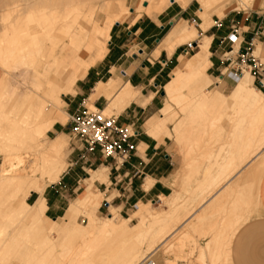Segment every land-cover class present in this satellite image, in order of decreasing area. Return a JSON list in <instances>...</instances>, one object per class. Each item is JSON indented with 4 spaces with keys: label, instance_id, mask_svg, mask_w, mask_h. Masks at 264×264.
<instances>
[{
    "label": "rangeland",
    "instance_id": "1",
    "mask_svg": "<svg viewBox=\"0 0 264 264\" xmlns=\"http://www.w3.org/2000/svg\"><path fill=\"white\" fill-rule=\"evenodd\" d=\"M14 1L15 0H0V37L3 36V32L5 31L4 29L9 24V20L6 21V19H5V15H6L5 13L8 10H10L11 5L12 6L13 5H17L18 1H19V3H21V2L23 3L22 0H18V1L16 0L17 3L15 2V4H12V2H14ZM120 1H118V0H110V2H111L110 3L111 4L110 7L114 8V10L116 12H118V15H122L123 14L124 16H123V18L121 20L116 21L111 26L108 34L103 33V34L99 35V37H98L99 44H100L99 46H94L91 51H87L86 49H80L79 52H78V49H76L72 44L69 43L67 37L64 39V41L57 48V53L61 52V49H62L63 45L68 44L69 49L66 52V54L64 55L66 57V60L63 62L64 64H67V65L63 66L62 65L63 63L60 62V64L57 65L58 67L55 66V68H54V70H56V71H54V70H52L53 72L50 71V73L48 75V79L54 80L59 86H61V85L64 84V77L68 73H72L74 71H78V73H79L78 79L79 78L80 79L84 78V76H86V73H87L88 69H90L91 68L90 66L93 64V62H91L92 61L91 56L93 54H95V53L103 54L109 48V46L111 44V40H112L111 31H112V28L116 25L117 22H121V23H124V24L128 25L129 23H132L133 21H136L138 18H140L142 16H144L146 18H149V19H151L152 17H153V19H156V17L159 16L160 14H162L163 12L164 13H167V12L175 13V17H173L172 20L176 24L175 28L178 27V33L182 32V30L187 25H190V26L195 27L197 29V31H198V34H199V35H196L193 39L186 40V42L184 41V42H182L180 44L181 48L183 50H185L186 47L189 48V53L183 52V56L180 57V59L184 58V59L187 60V59H191L192 56L196 55V53L198 51H200L201 47H199V41L202 42L206 38V36H210L211 37V35L212 36L214 35L213 36V37H215L214 38V46L216 44L217 45L218 44L221 45V41L218 38L220 36V30H221L220 29L221 26H217V24H219L218 23L219 21L226 22L227 19L230 18L231 16L239 15V14H241L243 12L248 13L249 11H253V10L263 11L264 12V0H252L251 2H246V1H242L241 2V0H226L224 2V4L220 3L221 5L219 7H217V9H212V8L208 9L207 7H205V5H203L204 4V0H202V1L201 0H165L166 2H163L164 0H161V1L160 0H120ZM105 2L107 3L108 1L107 0H74V1L73 0H49L48 1L47 0V1H45V3H43L44 5H42L43 7L46 6V7H44L46 9L42 8V6L35 7V10H36L37 14L39 15L37 17V22H39L42 25H45V23H48L50 21H58L59 20L58 21L59 24H62V23L65 22V24L72 25V27L74 26L73 27L74 30L75 29L76 30L80 29V27H79L80 24L86 26V28L88 30H92L94 25L99 24L102 29H106L108 24H109V22H110V17H109V14L107 13L108 10L106 9L107 5H106ZM243 2H244V5H243ZM248 3H250V4H248ZM68 6H70V7H68ZM71 6H72V8H71ZM126 6H127V8H125ZM48 7H49V9H48ZM77 7L81 11H76L75 8H77ZM184 8L186 9L185 12L181 13L182 9H184ZM200 8H201V11H203V12L200 11ZM39 9H40V11H39ZM126 9H128V11ZM46 11H48V13ZM41 12L44 13V16L41 15L42 14ZM60 12H62V13H60ZM93 12H95V15L92 14ZM46 13H47V15H46ZM73 13H75L76 15L75 14L72 15ZM200 14L203 17H205L206 15L207 16L205 18H203ZM92 15H94V16H92ZM22 17L24 18V16H22ZM13 18L15 19L16 17L14 16ZM76 19H78L79 21L76 22ZM19 22H21V28H22L21 30H22V32H24V34H28L29 27H28V24L25 21V19H20ZM71 22H73L74 24L71 23ZM172 25H173V23H168L167 22L165 29L162 32H160L159 37L162 38L166 33H168L172 29ZM131 28H133V27H131ZM57 31H58V33H56V34H57V36H59L58 38H60L61 35L64 36L63 28L62 29L59 28V30L57 29ZM25 39L28 40L29 39L28 36L25 37ZM212 40H213V38H212ZM189 41L192 43L191 46H189V43H187ZM238 43H239V41H237V46H238ZM41 44H43V47H44L45 51L50 50L49 48H51V46H50V44H48L47 41H43V42H41ZM263 45L264 44L259 43L258 49L262 48V50L257 52V53H255V54L260 56L261 60L264 62ZM166 47H167L166 45L160 44L158 48H160V50H162L163 48H166ZM210 50H211V47H210ZM212 51H214L213 48H212ZM220 51H221V49H220ZM160 52H159V54H160ZM77 53H82L84 55V58H85L86 62H88L89 65H83L81 67H78L77 63L74 62V59H73V57ZM159 54H157L155 52L156 56L159 55ZM36 56L37 55H35V57ZM29 57L30 58H34V55H31ZM29 57L26 59V62L28 60V63H27L28 66L27 67H29V64H31L30 62H32V59L30 60ZM37 57H36L37 59L40 58L39 55ZM210 58L212 60H214V62L217 64V66L221 65V58H222V53L221 52H219V56L217 58H212L211 54H210L209 55V59ZM50 60H51L50 58L46 59L44 56L39 60L40 63L38 65V69L40 71H35L34 69H32L31 66H30V68H27L26 66H23V65H25L24 64L25 61H24V63L22 62L23 64L21 63V61L19 62V64L21 63L22 66L21 65L19 66L18 62L17 63L16 62L9 63L8 67L5 64L4 65L3 64L0 65V104H1L0 105V116H2L3 114H4L3 117L5 116L3 120H2V117H0L1 118L0 120L6 121L8 118L9 119H11V118L12 119H20L21 120V118L24 116L23 119L26 118L27 121L30 124H32V125L42 124L44 122L48 126L47 134L42 139V141L44 142L45 145H49V143L52 140H55L57 137H59L60 134H65L66 136H63V138H65L66 142L64 143L62 155L64 157V160L67 161L68 164H69L68 168L66 166V168H67L66 171L68 169H71L72 173H75V172L78 173L81 176V178H83L82 179L83 183H86L84 178H87L88 176H90L91 178L93 177V181L92 182L88 181L89 184L86 183L87 184L86 192L87 191L96 192L97 190H99L97 192H100V191L103 192L102 191L103 189L99 188V184L98 183L99 182H104L107 185L110 184L109 169L105 173L101 172L103 169L95 170L97 172H95V171L94 172H90L89 169H98V168H100V167H102L104 165H102L100 167L99 166H92V168L84 167L85 163H83V160H80L79 156L77 157V154H78L77 150L78 149L74 148L77 141L72 136L71 125L69 124V117H70V115H69L70 109L69 108L71 107L69 104H70V99L76 93V89H75L76 85L72 88V90H68L65 95L61 96L63 101L65 102V105L63 107V112L65 114L63 116L64 119H60V118L53 119L52 117H50L47 114V112H49L48 109H47V104L43 106V104L41 102V98H39L40 96H38V92L36 91L37 84L38 83L45 84V85L47 84V77L45 76L44 69H45V67L48 66V63H49ZM13 65H16V66L12 67ZM209 68H210V66L208 67V69L206 71V75L202 79V86L206 87V90L210 94H215L217 92H222L224 94L229 95L230 92L232 91V89L234 88L235 84L239 80V77L234 81V80L230 79L229 77H227V75H222L220 69L219 70H215V72H214L213 69H209ZM26 69H29V70H26ZM175 69L170 70L168 76H165L164 78H161L160 80H158L160 85L157 88L154 85H151V86H148L145 89V91H144V92H147V90H149V92H151L152 90H154V91L158 90V94H157L158 95V99H159L158 106H160L161 109H160V111H157L156 115H154L152 117H156L157 116L156 118L159 121L161 120L160 114H163L162 110L166 108V104L168 103V104L171 105L170 111L165 116V118L167 119V123L164 124L165 125L164 127H165L166 130H167V128H169L171 135H169V136L168 135H163L162 139H159L160 141H163L165 136L169 137V139H168V144H169L168 149H169V152L171 153V155L173 157V162H174L173 173H172V175L170 177L169 187L165 191L164 195H161L160 197H158V196L154 197L153 199H151V198L141 199V200H139L137 205H135V203H133L132 205H129L128 208L125 209V210H123V207L118 204L117 200L113 199V197L118 193L117 190H113L112 192L107 190L106 192H103L104 194H103L102 201L100 200L101 204L97 207V209L95 211L96 216L101 218V219H98L96 217L98 219V221H99V224L102 223L103 220L107 219L110 216V214L112 212V208H116L117 207L116 209L118 211V214H117V212L115 210L113 211V212H115V214L118 215L116 221L120 222L124 218H129V217L132 216L133 219H132V221L129 224L133 225V224H135V223H137L139 221V218L136 217L134 215V213L138 210V208H140V206L142 204H146L148 206L147 208L150 211H160V210H165L166 211L169 208L168 207V201L172 200L174 197H179V196L181 197L180 201H182V204L184 206H186V204H187V206L189 205L190 207L189 206L188 207L191 208L192 204H194L196 202L198 204L200 201L204 200L205 198L207 199L208 195H210L212 193L215 194L223 186H225V184L227 183V181H225V179H223V178H226L225 173L223 174L224 177L222 176V171H223L222 166L225 165L226 156H227V154H229V150L232 149V145L230 143L231 142V137L229 135L230 134L229 131H230L231 127L233 126V124L229 125L230 128L224 127V123L225 122L223 120H221L222 122H219V125H217L220 128H217V126H215L216 128L214 127V128L211 129V127H210V130H208L207 132H203L205 124L207 122L209 123L210 120L222 118L227 113V111L223 107V105H221L220 102H216L217 104L209 107L206 111L205 110L204 111L197 110V142H198L197 144H198V147H197V152H194L195 155L194 154L193 155H194V157H197V160L195 161L196 163H194V165L196 164V166L199 167V169H197V171L194 170V173L191 171L192 173L189 172L187 174V176H189V178L191 177L192 179H189V183L187 181V184H186L187 186L185 185L183 187V189L181 188L182 187L181 184L180 185H176L177 183L180 182V181H178V179L180 180L181 177L180 178L177 177V175L179 176V172L180 171H181L180 172V176H182V171L184 169V164H185V155L183 153V148L181 147L182 145H180L181 143L178 140L179 139L178 133L176 132L175 129H176L177 125L179 126L182 123V125L185 124L186 126H188V127H186L185 125L184 126L181 125L183 127L182 130H184V129L186 130V128H188V130H189V129H191V123H189L190 121L187 120L188 119V115L190 114V112H189V110L183 111V109H182L183 106H180V105H183L182 103H180L178 105V104L172 103L170 101H166L167 99L165 98V92H164L163 95L161 94V91H164V86L171 79L172 73H173V71ZM41 70H43V72ZM58 70H60V71L64 70L63 74L59 75L58 73H56ZM37 72H38V74H36ZM35 75H37V77ZM109 78H110V76L107 75L105 77L104 81L99 82V84L97 85V88H96V93L90 97V100L87 102L86 105L89 108H91V109H100V110L104 111L108 115L114 114V115L119 116L120 115L119 113H121L126 107L124 109H121V107H113V108L106 109L107 106L100 107V106L95 105V99L97 98V96H99L101 94H104L105 97L110 102L109 96L112 94L113 89H111L110 84H108L109 83L108 81L111 80ZM112 78H114V77H112ZM40 79H41V82H40ZM115 79H116V87H119V86H121L123 84L120 77H118V78L115 77ZM5 81H6V83H5ZM42 81H44V82H42ZM253 82H254V77H253ZM254 84H255V82H254ZM7 85H8V87H7ZM192 85H193V83H190L189 87H191ZM4 87H7V89H5ZM257 87L259 88L260 91L262 90L264 92V87H259V86H257ZM137 89L141 90L140 87H137ZM3 91H5V92H3ZM40 92L43 93V91H40ZM2 94L3 95L5 94V95L2 97L1 96ZM151 96H154L153 92L150 93V95H148V96H142V93L140 91L139 100H135V101L141 103L142 105H146L151 100L150 99ZM190 96H192V95L190 94ZM31 97H34L33 101L35 103L31 101L32 100V99H30ZM9 98H10V100H9ZM5 99L8 101L7 103H6ZM201 99H202L201 96H197V105H199V106L201 105V107H203V104H200ZM1 101L5 102L7 104L6 108L4 106L5 103L3 104ZM29 101H31V103ZM16 102L17 103L20 102L18 104L19 107H18ZM28 104H30V105H28ZM37 104H38V106H37ZM40 104H42V106ZM16 105H17V107H16ZM39 105L41 107H39ZM14 106L16 108H14ZM27 106L28 107L31 106L32 109L36 108L38 110L37 111L38 114L36 112V109L32 110L31 108L29 109ZM24 109L28 110V112L26 110H24ZM44 109H45V111H44ZM29 110H32V112L29 111ZM247 110L248 109L246 108L245 114H247V112H248ZM249 111H250L249 112L250 115L249 116L247 115V117H245V121L248 120L250 125H251V123L253 121H255V125H256L255 128L258 129V130H255L256 140H257V138L260 139L261 137L264 136V107H262L261 103H260L259 106H255V108L251 106L249 108ZM11 112H12V115H11ZM30 112L33 113V114H31ZM24 113L26 115H24ZM34 113H36V114H34ZM254 115H255V117H254ZM18 117H20V118H18ZM152 117H150V118H152ZM254 118H256V119H254ZM149 119H148V117H145V119H143V118L140 119V121L137 123L139 128L143 127L144 123H146ZM31 120H33V121H31ZM2 121H0V124H1L0 126H2L4 128ZM23 122L22 123L25 124L26 121H23ZM8 123H9V121H6V125H8ZM63 124H65L66 127H63ZM2 127H0V128H2ZM7 127H9V126H5V129ZM164 127H163V129H164ZM248 131H250V130H247L244 133L245 136L249 135ZM253 131L254 130H252V134H253ZM202 135H203V137H202ZM40 146H41V148L40 147L38 148V146L37 147H33V148L29 147V148H26V149L25 148H21V150H22L21 152L22 153H19V155H20V157L23 158L24 162H23V165L18 169V171L14 172V174H18L19 173V175L22 176L25 179L13 182L7 188V190H5L3 192L5 194L1 195L2 198L0 197V224H2V228L0 227V229H3V230H0V231H4V230L6 231V229H4V226L9 227L8 231L6 232V234H5V231H4V233L0 232V234H1L0 235V239L2 238L1 240L5 241L6 239L7 240H9V239L12 240L14 238L15 239L17 238V239H20L18 243L21 244V242H22L21 245L23 246V247L20 246L21 247L20 249H22V250L18 251L19 255H15L16 258H15V260H14V262L12 264H26L23 261L22 262L20 261L19 263L17 261L21 260L19 257L21 256L22 253L24 254L25 250L28 251L30 248H35L38 245V240L37 239L39 238L38 236L41 235V233H42L38 229L39 225H38V228H35V226L38 223L37 224L35 222L33 223V221L31 223V222L27 221L24 218L18 217L17 211H15V209L18 208V206L20 207L22 205V201L23 200H26L31 205L32 204L35 205L38 202H40V200L44 199L42 196L45 193V189L49 185H51V182L49 181V179L46 178V173L44 171V166H43V163H42V156H40L43 153L42 151H43L44 147L42 145H40ZM207 153H208V157L206 156ZM202 154H204V155L201 156ZM22 155H24V156H22ZM35 158H36V160H35ZM37 158H39V159H37ZM2 161H3V157L0 155V163ZM71 163H73L72 164L73 166H71ZM31 164L32 165L34 164V165L32 166ZM34 168L37 169L36 172L33 171ZM223 168H224V166H223ZM98 171H100V172H98ZM226 171L228 172V170H225V172ZM63 172H65V171H63ZM63 172H62V174H63ZM43 174H45V175H43ZM84 174L86 175L85 177H84ZM105 174L107 175V177H106ZM42 175H43V177H42ZM60 176H62V175H60ZM219 177L220 178L222 177L221 180H220ZM176 178H178L177 179V183H176ZM216 178H218L217 180H219L220 182L217 181ZM96 179H98L99 181L96 180ZM38 180H39V182H41V183H43L45 185V187H44L45 189L40 194L37 193V192L32 193V195L30 194V197L28 198V191H29L30 187H32L33 184H35V182L38 181ZM244 181H237L236 182V180H235L234 182L236 184L233 182L234 183V186H233V183H232V185L230 183L229 188H232L233 191H235L238 188L241 189L243 186L248 187L249 186L248 185V182H249L248 179H244ZM246 181H247V183H246ZM152 182H153V179H149L148 182L146 183L145 187L149 188L150 185L152 184ZM238 182H240V184ZM211 183H213L214 185L211 184ZM188 184H190V185H188ZM217 184H220V185L218 186ZM245 184H247V185H245ZM96 187L98 189H96ZM253 188L254 187H252V189H251V196L249 197V198L252 199L251 205H249V207L247 209H245V212L243 213V215L241 217L242 220L240 218L239 220H237L238 222L239 221L240 222L238 223L236 221L237 225L234 224L238 228L245 221V219L251 213V210L254 208ZM233 191H230V190L228 192L225 191V193L226 192L228 194H230V193L232 194L233 193V195L230 196L229 198H226L224 200L225 201V205H222L221 207L217 208V210H215V211H214V209H216V208L213 209V214L215 215V218L217 217V222L213 225V229L207 230L206 232L203 233V230H201V229L203 228V226L205 224L199 225L197 227V232H196V237L200 238V241H198L199 243L196 244V246L195 245L194 246H190V248L187 247L186 251H184V253H182L181 255H174L173 254L172 255L173 257L174 256H176V257L179 256L178 257L179 259L177 258L176 261H186V263H188V264H231L230 248H231L232 236L236 232L235 228H237V227H234L230 223H228L229 225H227L226 218L229 215L230 208H231L230 212H232V211L236 212L238 210L241 211L244 208V207H241V206H240L241 208H239V206H237L238 208L237 207L233 208V207L230 206L232 201L235 198H237V196H238V194H236ZM109 194H111V198L113 200L111 199L112 200L111 203H109V205H107L106 202H104V200L108 198ZM222 196H224V195L223 194H221V195L219 194L217 199L213 202V203H215L214 205L220 204V197H222ZM78 197L79 196H77L76 198H72L71 199L70 204H69V206L67 208V211L62 217H65L68 214V212L70 211L71 206L73 204H75V200ZM168 197L170 199H167ZM201 197H203V198H201ZM199 198H201V200ZM208 198H210V197H208ZM192 201H195V202H193L191 204L190 202H192ZM45 202H46V199H45ZM46 205H47V202H46ZM138 205H139V207H138ZM223 206H224V208H223ZM13 209L16 212V214L14 212H13L14 214L12 213ZM223 210H224V212H223ZM219 211L222 212V213H220ZM214 212H216V214ZM256 212H257V210L254 211L253 214L256 213ZM87 216H88V209L85 208V207H80L79 209H76L75 211H73V221L78 222V224L71 225V228H70L71 233L69 234V236L67 235L66 232H62V231L55 232V233H49L48 238L50 239V241H52V243L49 242L50 244L48 246L51 245L53 247V251H54V252L52 251L53 255H51V259L52 260L50 259L48 261L49 264H52V263H55V264H69V263L70 264H77L78 262H79L78 264H81V262L85 263L87 261V258H85V257H87V255H84V253H82L83 255H81V252L83 251V249L85 251L86 247H85V244L83 243L85 248L80 249V247H82L81 245H83V244H82V239H81L80 232H79L80 229H83L84 227H86L88 225V223H89L88 221H90V218H87ZM195 218H197V217H195ZM42 222H44V221L42 220ZM221 222H222V224H220ZM4 223H6V224L3 225ZM33 224H35V225L33 226ZM31 225L35 228V230H34V228H30V227H32ZM221 225H223L224 227L226 226L227 228H224L223 226L221 227ZM231 225L234 228H232ZM228 227H231V228L228 229ZM31 229H33V230L31 231ZM26 230L28 231V233L26 232L28 235L24 234V232ZM171 230H172V228H171ZM232 230H233V232H232ZM34 232L38 233L37 236H36V234ZM231 233H233V234H231ZM214 234L217 235V236H215ZM2 235L3 236L6 235L7 237L5 236V238H4ZM226 235H228V236H226ZM33 236H35V238ZM205 236H210L211 239L209 240V242H211V241L212 242L214 241V242L213 243L211 242L212 248L210 249L211 251L209 250L210 252L208 251L207 259H203L202 260L200 258V256L198 255L199 254V248H197V247H199V244H203L204 243L205 239H203V241L201 242V238L205 237ZM32 237L34 238V240H32L33 239ZM216 237L218 239L217 240L218 245L216 244V240H215ZM29 239L32 240L31 244H30V240ZM170 239L172 240V237H168V240H170ZM219 239H222V240H219ZM112 240H115V242H120V240H122V239L114 238ZM65 241L67 242L66 245L69 246V247H72L73 250L77 251V249H80V251L81 250L82 251L79 253V250H78L76 252L77 255L75 253L74 254L70 253L69 257L65 256V258H64V256L62 255V253L60 251H61V249H63L62 244ZM146 241H144V244H143V242L141 243V241H140L139 244L140 245L143 244V246L141 248H143V252L148 255V252H150V250H149L150 242L149 241L146 242ZM16 242H17V240H16ZM25 243H27V244H25ZM222 243H223V245H222ZM211 244L209 243V245H211ZM161 246H159V250L160 251L157 250V252L152 256V259H154V260L157 259L159 264H163V263H162V261L160 260L159 257L155 258V255L157 253L159 255V253H161V251H162V254L164 256H166V257H167L168 254L174 253V251L173 252L170 251V253L169 252L166 253V251H164L165 250V246L164 247H161ZM216 246H217V249H215ZM46 247H45V249H46ZM218 247H220V248H218ZM55 249H57V251ZM150 249L153 250L152 248H150ZM146 250H147V252H145ZM216 250H218V252L220 251L221 253L220 252L219 253L221 255L218 252H216ZM226 252H227V254H226ZM78 253L81 255V257H80V255ZM73 255H74V257H73ZM54 256H55V259H54ZM225 256H227V258H225ZM166 257H165V259H166ZM63 258H64V260H67V261H64ZM16 259H18V260L16 261ZM140 261L141 260L139 259L138 262H140ZM165 262H166V260H165ZM166 264H174V263H167L166 262Z\"/></svg>",
    "mask_w": 264,
    "mask_h": 264
},
{
    "label": "bare ground",
    "instance_id": "2",
    "mask_svg": "<svg viewBox=\"0 0 264 264\" xmlns=\"http://www.w3.org/2000/svg\"><path fill=\"white\" fill-rule=\"evenodd\" d=\"M22 1H23V3L22 2L19 3V1H18L17 5H13V6L11 5L10 10H8L5 13L6 14L5 19H6V21L9 20V24H8V26L5 27V29H4L5 31L3 30L4 31L3 36L0 37V65L5 64L8 67L9 63H12V62L17 63L18 62V64H19L20 61H21V63L22 62L24 63V61H25V63H24L25 65H23V66L27 67L28 66V64H27L28 60L26 62V59L29 56L34 55V58L29 57L30 60L32 59V62H30L31 64H29V67H27V68H30V66H31L32 69H34L35 71H40L38 69V65L40 63L39 60L43 56L46 59L50 58L51 60L49 61L48 66L45 67V69H44L45 76L47 77V83L50 84V81L48 80V75H49L50 71L54 70L55 66L60 64L59 58L56 55V51H57V48L60 46V44L64 41V39L67 37L68 41L71 44L76 46L78 49H81V47H83L87 41H93L94 36H92L91 33L81 25L79 26L80 29L74 30V28H73L74 26L72 27V25L65 24V22L62 24H59V22H58L59 20L58 21H50L48 23H45V25H42L39 22H37V17L39 15L37 14L35 7L44 5L43 3H45V1H47V0H22ZM107 1L108 2L107 3L105 2V3L107 5L106 6V9L108 10L107 13L109 14V17H110L109 25L111 26L115 22V19L117 18V15H118V12H116L114 10V8L110 7V5H111L110 0H107ZM118 1H120V0H118ZM225 1L226 0H204L203 5H205V7H207L208 9L209 8L217 9V7H219L221 4H224ZM242 1L251 2L252 0H241V2ZM15 2H16V0L14 2H12V4H15ZM163 2H166V1L164 0ZM248 4H250V3H248ZM243 5H244V2H243ZM44 7H46V6H44ZM44 7L42 6V8H44ZM68 7H70V6H68ZM71 8H72V6H71ZM125 8H127V6ZM44 9H46V8H44ZM48 9H49V7H48ZM75 10L81 11L78 7L75 8ZM126 10L128 11V9H126ZM39 11H40V9H39ZM46 12L48 13V11H46ZM201 12H203V11H201ZM47 13H46V15H47ZM60 13H62V12H60ZM74 14L75 13H73L72 15H74ZM92 14L95 15V12H93ZM41 15L44 16V13H42ZM94 15H92V16H94ZM14 16L16 17L15 19L13 18ZM22 16H24V18ZM20 19H25V21L27 22L28 27H29L28 34H24V32H22L21 22H19ZM77 21H79V20L76 19V22ZM73 22H71V23H73ZM59 28L60 29L63 28V31H64V36H62L60 34L61 35L60 38H58L59 36H57V34H56V33H58L57 29L59 30ZM94 31L102 32L101 28H99L97 25L94 26ZM196 35H198L197 29L188 26L184 30L181 38L179 37L180 39L177 42L179 44L184 42V41L186 42V40L193 39ZM27 36L29 38L28 40L25 39V37H27ZM210 40H211V38H210ZM210 40H207L205 43H203L201 46L202 51L200 53L192 56L191 59H187V60L184 58L181 59L180 71L164 87V90L166 93V98H168L170 102L178 104V105L180 103H182L183 105H180V106H183V108H182L183 111L189 110V112H190L187 120L190 121L189 123H191V129L188 130V128H186V130L184 129L185 131L182 130V128H183L182 126L185 125L184 123H183L184 125H182V123L181 124L179 123L180 125L179 126L177 125V127L175 129L176 132L178 133V136H179L178 140L181 143L180 145H182L181 147L183 148V153L185 155V164H184V169L182 171V176H180V172H181L180 171L179 176L177 175L178 178L181 177L180 180L178 178H176V183H177V179L180 182L177 184L175 183L176 185L181 184L182 187L181 186L180 187L182 189L187 184V181L189 183V179H192L191 177L189 178V176H187V174L189 172L194 173V170L197 171V169H199V167H197L196 164L194 165V163H196L195 161L197 160V157H194V155H195L194 152H197V147H198V144H197L198 143L197 142V110H202V111L205 110L206 111L209 107L217 104L216 102H220V104L223 105V107L226 109L227 113L222 118L210 120L209 123L207 122L205 124L203 132H207L208 130H210V127L212 129L215 126L219 125V122H222L221 120H223L225 122L224 127L230 128L229 125L233 124V126L231 127V129L229 131L230 132L229 135L231 137L230 143L232 145V149L230 148L231 150H229V154H227V156H226V162H225V165H223L224 168L222 166V169L224 171V172L222 171V176L224 177L223 174L225 173V176L228 179V177H230L231 175H235V176L237 175L236 182L237 181H244V179H249V175H252V174L255 175L256 172L260 170V169L257 170L258 167H257L256 163H257V160L260 157V154L264 148V136L261 137L260 139L257 138V140H256L255 130H258V129L255 128V126H256L255 121H253L251 123V125H250L248 120L245 121V117H247V115L248 116L250 115L249 108L251 106L255 108V106H259V104L261 103V106L264 107V94L254 84L252 77H251L252 73L246 69L244 76L240 77L239 81L235 85V88L233 89V91L229 95H224L220 92H217L215 94H210L208 91H204L198 95L190 96V93L187 92L185 89L186 86L189 83H191L193 80H195L196 78L198 79V78L202 77L201 75L203 73V70L206 69V66H208V65L210 66V62H211V61L209 62ZM43 41H47L48 44H50V46H51V48H49L50 50L45 51L43 44H41V42H43ZM168 41H169V39H168ZM189 42H187V43H189ZM173 46H175V43L170 44V48H172ZM35 55H37V56L39 55L40 58L37 59L38 57L36 56L37 57L36 58ZM83 62H85V61L83 60ZM21 63L19 64V66L20 65L22 66L23 63L22 64ZM81 64H82V62H81ZM16 65H13L12 67H14ZM26 70H29V69H26ZM41 71L43 72V70H41ZM54 71H56V70H54ZM36 74H38V72ZM35 76L37 77V75H35ZM40 82H41V79H40ZM42 82H44V81H42ZM5 83H6V81H5ZM44 86H45V84L38 83L36 91L38 92V96H40L39 98H41V102H42L43 106L47 104V109L49 111V112H47V114L52 118L62 117L64 112L62 109L63 108V102H62L61 96L59 95L57 97V99L54 101H49L40 92V91H44ZM110 86H112V85L110 84ZM7 87H8V85H7ZM7 87H4V88L7 89ZM123 87L124 88L121 89V91H119L117 94H115L113 96L114 99H111V101H113L112 102L113 105L111 104L113 107H114V105L121 106L120 104H122V107H123V104L128 103L132 98H135L134 96L136 93L134 92L130 83L126 82V86H123ZM71 88L72 87H69V88L63 90V92H65L64 94H66V92L68 90H72ZM3 92H5V91H3ZM63 92H62V94H63ZM4 95L2 94L1 96L3 97ZM197 96H201L202 99L200 101V104H203V107H201V105L200 106L197 105ZM33 98L34 97L30 98V99H32L31 100L32 102H34ZM7 100H6V103L8 102ZM9 100H10V98H9ZM31 101H29V102L31 103ZM2 103L4 104L5 102H2ZM6 103L4 104L5 108L7 105ZM19 103H17V105ZM42 104H40V105L42 106ZM17 105H16V107H17ZM28 105H30V104H28ZM40 105H39V107H41ZM37 106H38V104H37ZM16 107L14 106V108H16ZM18 107H19V105H18ZM28 108L30 109L31 106ZM246 108L248 109L247 114H245ZM26 109H24V110H26ZM34 109H36V108H34ZM34 109H32V110H34ZM170 109H171V105L167 103L166 108L162 110L163 114H161V115L163 116V118L160 121L157 118H154V119L149 120V122H148V126L150 127V130H151L150 132L154 133L157 137L158 136L160 137L161 134L157 135L156 133H159V131L160 132L162 131V133H163V131H165L162 129L165 126L164 124L167 123V119L165 118V116L170 111ZM32 110H29V111L32 112ZM26 111L28 112V110H26ZM37 111L38 110L36 109V112ZM44 111H45V109H44ZM25 113H24V115H26ZM31 114H33V113H31ZM34 114H36V113H34ZM37 114H38V112H37ZM3 115L0 116V117H2V120L5 117V116L3 117ZM11 115H12V112H11ZM254 117H255V115H254ZM18 118H20V117H18ZM23 118H24V116L21 118L22 121L20 119H12V118L9 119L8 118L9 120L8 119L6 120V121H9L8 125H6V121L0 120V121H2L3 126H4V128L2 126H0V127H2V128H0V155L3 157V161L0 163V197L2 194H5L3 192L5 190H7V188L13 182L25 179L22 176H20L19 173L14 174V172L18 171V169L23 165V162H24L23 158L20 157V155H19V153H22L21 148L26 149L29 147L33 148V147H37V146H38V148L39 147L41 148L40 145H42L44 147L43 151H42L43 153L40 156H42V163L44 166V171L46 173V178H48L51 183L56 182L60 178L61 173L66 168V162H65L64 157L62 155L65 140L58 138L54 141L52 140V142H50L49 145H45L44 142L42 141V139L46 135L47 125L44 122L42 124L32 125L27 121L26 118L25 119H23ZM254 119H256V118H254ZM23 121H26L25 124H23L24 123ZM31 121H33V120H31ZM145 124H147V123H145ZM5 126H9V127H7L5 129ZM186 127H188V126H186ZM217 128H220V127L217 126ZM164 129H165V127H164ZM247 130H250V131H248L249 135L245 136L244 133ZM252 130H254L253 134H252ZM169 132H170V130H169ZM152 133H151V135H154ZM202 137H203V135H202ZM203 155L204 154H202L201 156H203ZM22 156H24V155H22ZM206 156L208 157V153ZM37 159H39V158H37ZM35 160H36V158H35ZM262 165H263V163H262ZM225 170H228V172L227 171L225 172ZM33 171L36 172L37 169L34 168ZM43 175H45V174H43ZM43 175H42V177H43ZM255 177H257V176H253L252 178H255ZM221 178H220V180H221ZM226 178H223V179L226 180ZM254 180L255 179H253L252 183H248V185H250V184L253 185ZM217 181H219V180H217ZM232 183H231V185H232ZM234 183H233V186H234ZM238 183L240 184V182H238ZM246 183H247V181H246ZM211 184H213V183H211ZM188 185H190V184H188ZM217 185L219 186L220 184H217ZM245 185H247V184H245ZM252 185H250V186H252ZM229 186H230V184H229ZM229 186H228V188L226 187L227 188L226 191H229V190L233 191V189L229 188ZM250 186H249V188H251ZM44 187H45V185L43 183L39 182V180L36 181L35 184H33V186L30 187V189L28 191V197L30 196V194L32 192H34L36 190L42 191ZM85 193H87V192H85ZM220 193L222 194L223 191ZM224 194H226V193L224 192L223 195ZM212 195L214 196V193L208 195L207 199L205 198L202 201H200V200L203 197L199 198L200 202L198 204H197V202L192 204L195 201L190 202L192 204L191 208H189L190 206L188 205L189 206L188 207L187 204H186V206H184L182 204V201H180V199H181L180 196L174 197V198L172 197L173 199L171 198L172 200L168 201V207L169 208L166 211L165 210L150 211L147 208L148 206L146 204H142L140 206V208H138V210L134 213V215L139 218V221L133 225L129 224L133 219L132 217H130L128 219H123L122 221L117 222L116 219H117L118 213L115 214V212H113L115 209L112 211V213H113L112 216L103 220L102 223H100V224H99L98 219L93 215V213L89 214L88 216L90 218V221H88L89 222L88 225L86 227H84L83 229H80V231H79L81 239H82V244L83 243L85 244L86 249H85V251H84V249H83V251L81 250L82 252L80 251V249L85 248L84 244H83V245H81L82 247H80V249H77V251L79 250V253L81 252V255H83L82 253H84V255H87V257L84 256L85 258H87V261L85 263L81 262V264H141L146 258H152V256L157 252L159 246H161V245H162V247L165 246L164 251H166V253L167 252L170 253V251L171 252L174 251V253L168 254V256L166 258V262L177 264L178 262H180V261H176L179 256L173 257L172 256L173 254L174 255H181L182 253H184V251H186L187 247L190 248V246H194V245L196 246V244H198L197 243V237H196L197 224H199L201 222L198 220L199 223H197V218H195V217H197V210L199 208L203 209V213L201 214V212H202L201 211L200 212L201 215L199 214V216H198V219L202 220L204 217L203 215L205 213L207 215V212H209L210 209L212 210V208L213 209L216 208V209H214V211H215V210H217V208H219L223 205V203H222V205L221 204L214 205L213 202L208 203V201H210V200H208V197H211ZM215 195H216V193H215ZM227 195H225V196H227ZM101 196L102 195H100L99 193L98 194H92V193L89 194V192H88V195H83L82 197H80L76 201H77L79 206L89 208V206L98 205L100 203ZM167 199H170V198L168 197ZM240 202L242 203V200ZM238 203H239V201H238ZM234 204H235V202H234ZM243 205H245V204H243ZM72 206H74V205H72ZM235 206H232V207L235 208ZM237 206H239V208L242 207L241 204L237 205ZM223 208H224V206H223ZM246 208H247V205H246ZM14 209H13L12 213L14 212L16 214L15 211H17L18 217L24 218L31 223H32V221H33V223L34 222L36 224L38 223L36 225L37 227L35 226V228H38V225H39L38 229L42 232V233L40 232L41 235H39L38 236L39 238L37 239L38 245L35 248H30L28 251L25 250L24 254L22 253L21 256L19 257L21 260L17 261L18 259H16V261L18 263L20 261L21 262L23 261L26 264H49L48 261L51 259V255H53L52 254L53 247L51 245L48 246L50 244L49 242L52 243V241H50V239L48 238V235H49V233H55V232L62 231V232H66L67 235L69 236V234L71 233V231H70V228H71V224H70V218L71 217L70 216L72 215V214H70L71 212H69L70 216L66 215L67 217L62 219L63 222H58L59 219L58 220L56 219V221H53V220H50L47 218V216L45 214V210H46L45 200H43L42 203H40L36 206H32L26 200H23L22 205L20 207L18 206V208H16L15 211H14ZM230 210H231V208H230ZM92 212H93V210H92ZM223 212H224V210H223ZM214 213L216 214V212H214ZM220 213H222V212H220ZM209 214L214 215L213 212L209 213ZM231 218H234V217H231ZM238 219H239V217H238ZM42 220L44 222H42ZM241 220H242V218H241ZM236 221L235 222L233 221L232 223L230 222V224H232L234 227H237L234 225V224H236ZM5 224L6 223H4L3 225H5ZM220 224H222V222ZM34 225L35 224H33V226ZM223 225H221V227ZM227 225H229L228 222H227ZM232 225H231V227H232ZM33 226L30 228H34ZM0 227L2 228V224H0ZM231 227H228V229ZM234 227H232V228H234ZM8 228L9 227L4 226V229H6V231L4 230L5 234L8 231ZM35 228H34V230H35ZM171 228H172V230H171ZM224 228H227V227L225 226ZM237 228H235V231ZM0 230H3V229H0ZM32 230L33 229H31V231ZM4 231H0V232L4 233ZM26 232L28 233V231L26 230L24 232L25 235L27 234ZM232 232H233V230H232ZM35 234L37 236L38 233H35ZM231 234H233V233H231ZM5 236H3V237L5 238ZM215 236H217V235H215ZM226 236H228V235H226ZM33 237L35 238V236H33ZM168 237H172V240L171 239L168 240ZM34 238L32 240H34ZM114 238H117V239L120 238L122 240H120V242H115V240H112ZM1 239H0V264H12L16 258L15 255H19L18 251L22 250V249H20L21 248L20 246H22L21 245L22 242H21V244L18 243L20 239H17V238L16 239L14 238L12 240L6 239L5 241H2ZM16 240H17V242H16ZM29 240H30V244H31L32 240L31 239H29ZM146 240L150 242V248L153 249V250H151L149 248L150 252H148V255L145 254L143 252V248H141L144 244V241H146ZM215 240H216V244L218 245L217 237L215 238ZM219 240H222V239H219ZM140 241H141V243L143 242L142 245L139 244ZM211 242L199 244V247H197L200 249L199 250L200 254H198V255L200 256V258L202 260L207 259L208 251L212 248ZM66 243L67 242L65 241L62 244L63 249H61V251H60L62 253V255L64 256V258H65V256L69 257L70 253L76 254V252H77L76 250H73L72 247L67 246ZM209 243L211 245H209ZM25 244H27V243H25ZM222 245H223V243H222ZM45 247H46V249H45ZM218 248H220V247H218ZM215 249H217V246ZM55 250L57 251V249H55ZM145 252H147V250ZM216 252H218V250H216ZM227 252H226V254H227ZM81 255H80V257H81ZM73 257H74V255H73ZM64 258H63V260H64ZM225 258H227V256H225ZM54 259H55V256H54ZM139 259L141 260L140 262H138ZM64 261H67V260H64ZM155 263H156V261H155ZM52 264H55V263H52ZM186 264H188V263H186Z\"/></svg>",
    "mask_w": 264,
    "mask_h": 264
},
{
    "label": "crops",
    "instance_id": "3",
    "mask_svg": "<svg viewBox=\"0 0 264 264\" xmlns=\"http://www.w3.org/2000/svg\"><path fill=\"white\" fill-rule=\"evenodd\" d=\"M185 10H186L185 8L182 9L181 13L185 12ZM123 16H124L123 14L118 15L117 18L115 19V22L121 20ZM173 17H175V13H170V12L164 13L163 12L162 14L157 16L156 19H153V17L149 19V18L142 16L138 18L136 21L129 23L128 25L121 23V22H117L111 31L112 40H111V44L109 48L103 54L95 53L91 56L92 58L91 62H93V64L90 66L91 68L88 69L86 76H84V78L78 79L79 77L78 71L68 73L64 77V84L61 86H59L54 80L48 79L50 81V84L47 83L44 86V91L42 93L49 101H54L57 99L59 95L60 96L65 95L64 94L65 92H63V90L69 87L73 88L76 85V88H75L76 93L70 99V104H69L71 106L69 108L70 109L69 115H71L79 107L87 104V102L90 100V97L96 93V88L99 82L104 81L107 75L110 76L109 79H111L110 80L111 82L110 81L108 82L109 84L112 85L111 89H113V92H112L113 95L111 94L109 96L110 101L111 99H114L113 96L115 94H117L119 91H121V89L124 88L123 86H126V82L131 84L134 92L136 93L134 96L135 98H132L128 103L123 104V107H122V104H120L121 106L114 105V107H121V109H124L126 107L121 113H119L120 114L118 116L119 122L123 125L132 127L133 130L138 131L137 135H135L133 138L137 145V150L131 155L129 159H127L123 163H118L113 158L104 157L101 154V152L98 150L94 153H90L88 155L87 161H83V163H85L84 167H89V168H92V166L100 167L104 165L98 169H89L90 172L103 169L101 172L105 173L109 169L110 184L107 185L104 182H99L98 183L99 188L103 189L102 190L103 192H106L107 190L111 192L113 190H117L118 193L113 197V199L118 201V204L123 207V210L127 209L128 206L132 205L133 203L137 205V203L141 199H144V198L153 199L154 197H157V196L160 197L161 195H164L165 191L169 187L170 177L173 173V167H174L173 157L168 149L169 137L165 136L163 141L159 140L162 138L163 135H171L169 132V129L168 128L167 130L165 129L163 133L162 131L161 133L160 132L156 133L157 135L161 134L160 137L159 136L157 137L154 133L150 132L151 130H150V127L148 126L149 120L157 117V116L156 117H152V116L156 115L157 111H160L161 109V107L158 106V101H159L158 95H157L158 90L157 91L152 90L151 92L147 90V92H144L145 89L151 85H154L157 88L160 85L158 80H160L161 78H164L165 76H168L170 70H173L177 67L173 71L171 79L168 82H170L176 76V74L180 71V60H181L180 57L183 56L184 50L181 48V45H180L181 43L179 44L177 41L181 38L184 30L190 25H187L182 30V32L178 33V27L175 28L176 24L172 20ZM167 22L173 23L172 29L170 31L168 30L169 32L166 33L167 35L165 34L162 38H160L159 34L165 29ZM80 25L86 28V26L82 24ZM96 25L99 28H101L99 24H96ZM94 26L92 30H88L86 28L91 33V35L94 36V40L87 41L85 45L81 47V49L87 48L86 49L87 51H91L94 46H99L100 45L99 39H98L99 35L103 33L108 34L111 28V26L108 24L106 29L101 28L102 32H96L94 31ZM190 27H193V26H190ZM260 27H264V12L263 11L253 10V11H249L248 13L243 12L239 15L231 16L230 18L227 19L226 22L222 21V25L220 27L221 29L220 36L218 38L220 39V41L223 38H227L228 35L232 33L233 28H237L238 32H240L238 41L239 42L240 40L242 41L240 45L241 49L245 50L249 46L252 38H254L252 48L255 51V53H257L262 50V48H259L258 50L259 43L264 44V36L256 35V31ZM213 36L212 35L211 37L206 36V38L202 42L199 41V47H201L203 43H205L207 40H210L211 38L210 46H209V49L211 47L210 54L212 58H217L219 56V52L223 54L224 51L228 50L231 47V42L228 39H226L224 42L221 41V45L216 44L214 46L215 37ZM174 43H175V46L170 48V44H174ZM160 44L166 45L167 47L160 50V48H158ZM74 47L77 48L76 46ZM212 48L214 49V51H212ZM68 49H69L68 44H65L63 45L61 52L57 53L56 51V55L59 58L60 62L63 63L66 60V57L64 55L66 54ZM79 50L80 49H78V52ZM201 50L202 49H200V51H198L197 53L201 52ZM263 50H264V45H263ZM155 52L157 54H159L160 52V54L156 56ZM73 59H74V62L77 63L78 67H81L83 65H89L88 62H86L84 55L82 53H77L73 57ZM83 60L85 62H83ZM209 62H210L209 69H213L214 72L215 70L223 69L224 64L222 60H221L220 66H217V64L211 58L209 59ZM62 65L66 66L67 64L63 63ZM208 66H206V69L203 70V73L201 75L202 77L198 79L196 78L195 80H193L191 82L193 83L191 87H189L190 83L186 86L185 89L192 96L198 95L204 91H207L206 87L202 86V78L204 77V75H206ZM63 72L64 70L62 71L58 70L56 73H58L59 75H62ZM245 72L246 70L241 76H239V79L240 77L244 76ZM115 77L121 78L122 83H123L121 86L116 87ZM251 77L253 80L252 75ZM137 87H140L141 90L137 89ZM140 91L142 93V96H148L150 95V93L152 92L154 93V96L150 97L151 100L146 105H142L141 103L135 101V100H139ZM164 92L165 90L161 91V94L163 95ZM224 95H227V94H224ZM165 98H166V93H165ZM166 99H167L166 101H169L168 98ZM62 102H63V107H64L65 102L63 101V99H62ZM112 102L113 101L109 102L104 94L97 96V98L95 99V105L100 106V107L107 106L106 107L107 109L113 108ZM64 115L65 114L63 113L60 119H63ZM145 117H148V119L150 117L152 118H150L146 122L147 124L144 123L145 125L139 128L137 123L140 121V119L142 118L145 119ZM160 117L161 119L163 118L161 114H160ZM57 118L59 117H54L53 119H57ZM63 127H66V125L63 124ZM47 131H48V126H47ZM47 131H46V134H47ZM151 133L154 134L155 136L151 135ZM63 136H66V135L60 134L59 137H57L56 139L60 138L62 140H65ZM74 148L78 149L77 150L78 151L77 157H78L81 153L82 146L78 142H76V145ZM263 150L256 163L258 167L257 170L259 169L260 170L257 171L255 175L253 174L249 175L248 183H252L253 179H255L253 182V185L252 184H250L252 186L249 185L251 188H249V186L248 187L243 186L242 189H238L234 191L236 194H238V196L232 201L230 206L232 207V206H235L236 204L237 205L241 204L242 206L243 204H245L242 206V207L244 206L245 207L243 208V210L241 211L238 210L237 212H230L229 210V215L226 218V221L228 223L230 222L232 223L233 221L235 222L236 220H239L242 217L243 213L245 212V209H247L249 205H251L252 203V199L249 197L251 196V189L252 187H254L253 188L254 208L251 210V213L249 214V216L245 219V221L240 225V227L236 230V232L232 236V242H231V248H230L231 264H264V159H263L264 151ZM65 162L68 168L69 164L67 161ZM72 164L73 163H71V166H73ZM67 168L64 169L65 172H63V174L61 173L62 176H60L57 182H52L51 185H49L46 189L43 188V190L45 189V193L42 196L44 199L40 200V202H38L35 205L32 204V206H36L42 203L43 200L46 199V202H47L46 209L47 210H45V214L48 219L53 220V221H56V219L57 220L59 219L58 222H63L62 219L66 218L67 216H70L69 212H71L70 214L72 215L70 216L71 217L70 224L74 225V224H78V222L73 221V211H75L77 207L78 209L80 207H83V206H79L76 200H78L83 195H88V192H89V194L99 193L100 195H102L101 196V201H102L104 193L101 191L97 192L99 190L94 192L92 189L91 190L93 192L87 191V193H84L87 190V184H89L88 181L92 182L93 177L91 178L90 176H88L87 178H84L87 184L83 183V180H82L83 178H81V176L78 173L76 172L72 173L71 169H68L66 171ZM85 176L86 175L84 174V177ZM253 176H257V177L252 178ZM236 178H237V175L236 176L231 175L230 177H228L229 180L226 178L225 181L227 182L229 181L228 183H226L227 185L225 184L226 186H223L218 192H216V195L214 194V196H211L210 198H208V200H210L208 201V203L214 202L219 196L218 194L221 195L220 192L222 191L224 193L227 190L229 184L237 180ZM149 179H153V182L149 188H146L145 186ZM96 189L98 188L96 187ZM43 190L34 191V192H37L40 194L43 192ZM227 192L226 194H224V196L220 197L221 205L222 203L223 205H225L224 200L233 195V193L228 194ZM77 196L79 197L75 200V204H73L74 206H71L72 208H70V211L68 212L67 216L62 217L66 213L71 199L76 198ZM111 199H112L111 194H109L108 198L105 199L104 202L107 200L109 203H111V201L113 200ZM237 200L239 201V203ZM241 200H242V203L240 202ZM101 201L98 205H96L97 207L101 204ZM237 205L235 207H237ZM246 205H247V208H246ZM96 206H89V208L85 207V208H88V215L93 213V215L97 217L95 214V211L97 209ZM116 208H112V211L115 209V211L118 213ZM256 210L257 212L253 214V212ZM200 212L201 214L203 213L202 208L201 209L199 208L197 210V223H199V221L201 222L197 224V227L199 225L205 224L203 228L201 229L203 230V233L206 232L207 230L213 229V225L217 222V217L215 218V215L209 214L213 212V208L212 210L210 209L209 212H207L208 216L206 215V213L203 215L204 217L202 220L198 219ZM112 214L113 213L111 212L110 216H112ZM231 217H234V218H231ZM87 218H89V216ZM97 218L101 219L99 217ZM124 219H128V218H124ZM203 239H205L204 243H206V242H209L211 237L210 236L202 237L201 242L203 241ZM198 241H200V238L197 237V243H199ZM156 255H155V258L159 257L162 263L166 264L165 262L166 256L162 254V251L161 253H159V255L158 253ZM155 261H156L155 264H159L157 259Z\"/></svg>",
    "mask_w": 264,
    "mask_h": 264
},
{
    "label": "built area",
    "instance_id": "4",
    "mask_svg": "<svg viewBox=\"0 0 264 264\" xmlns=\"http://www.w3.org/2000/svg\"><path fill=\"white\" fill-rule=\"evenodd\" d=\"M218 23L217 26L222 25V21ZM256 35L264 36V27H260ZM239 36L238 29L233 28L232 33L221 40L224 42L228 39L231 42V47L222 54L221 60L224 66L221 74L235 81L248 69L254 77L255 84L264 87V62L252 48L254 38L249 46L242 50L241 40L237 46ZM191 45L192 43L189 42V46ZM184 52L189 53V48L186 47ZM69 122L73 138L82 146L80 160L87 161L88 155L98 150L104 157L123 163L137 150L133 138L138 131L121 124L117 115H108L100 109H91L87 105H82L70 115ZM105 202L109 204L107 200ZM141 264H155V261L146 258ZM177 264H186V261Z\"/></svg>",
    "mask_w": 264,
    "mask_h": 264
}]
</instances>
